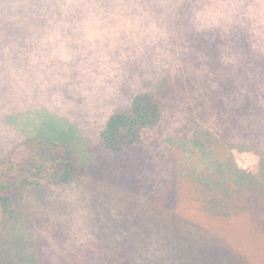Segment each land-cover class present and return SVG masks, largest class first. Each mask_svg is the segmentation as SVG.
Masks as SVG:
<instances>
[{"label":"rangeland","instance_id":"rangeland-1","mask_svg":"<svg viewBox=\"0 0 264 264\" xmlns=\"http://www.w3.org/2000/svg\"><path fill=\"white\" fill-rule=\"evenodd\" d=\"M38 1L49 0H0V7ZM98 1L102 7L94 13L99 14L88 17L17 22L0 11V35L18 32L32 40L27 41L31 57L20 66L8 58L0 63V172L45 142L70 146L79 168L78 180L65 193L27 194L0 237V264H113L111 231L124 197L135 189L136 200L146 201L153 179L183 187L182 193L192 185L197 203L208 199L215 205L217 196L221 203L237 199L230 182L244 172L246 182H254L246 200L261 185L264 199L261 157L223 142V160L234 166L225 167L205 134L214 118L196 100L216 64L232 63L240 30L256 49L264 47V0ZM14 49L0 45V55ZM147 92L157 95L163 120L144 136L140 148L148 149V164L142 168L132 153L118 157L108 151L101 133L114 112L129 109ZM213 214L221 229L247 225L242 215L226 213L225 222L217 210ZM230 249L240 251L238 256L226 252L231 258L218 261L212 254L209 263L196 255L189 259L198 261L191 264H264V258L249 254L259 250L256 246Z\"/></svg>","mask_w":264,"mask_h":264},{"label":"trees","instance_id":"trees-1","mask_svg":"<svg viewBox=\"0 0 264 264\" xmlns=\"http://www.w3.org/2000/svg\"><path fill=\"white\" fill-rule=\"evenodd\" d=\"M100 7L102 4L98 0H49L8 3L1 6L0 11L5 9L3 17H17L19 22L25 17H88L92 13L99 14L94 11ZM240 31L239 40L232 41V63L228 66L216 64L211 72L214 77L203 79L202 91L196 100L198 105L206 106L214 118L215 124H211V129L205 134L217 159L231 170L234 166L223 160V142H234L261 157V176L264 178V47L256 49L252 38H247ZM0 39V45L15 47L0 55V63L8 58V63L20 66L22 59L31 57L29 51L32 46L27 44V41L32 42L31 39L18 32H6L0 35ZM162 120L163 112L157 95L147 92L136 96L129 109L117 110L111 115L101 133V140L105 148L116 156H130L132 153L135 163H143L142 168H146L148 149L140 147H144V136L158 128ZM233 170L237 172L235 168ZM242 173L229 181L232 187L237 188L233 195L237 199L221 203L223 198L217 196L215 205L208 199L197 203L199 197L193 195L192 185L182 193L183 187L158 179H153L146 201L136 200L138 190L127 192V197H124L126 204L119 208V217L111 231L112 237L116 238V251L108 258L113 264H176L177 258L181 264H191L198 263L196 257L189 259L196 255L209 263L212 254L218 261L229 259L226 252L238 256L240 251L232 252V244L256 246L259 250L249 254L264 258L262 185L254 187L252 198L246 200L254 182L250 179L246 182L245 173ZM78 175L75 150L55 142L40 143L32 148L26 160L2 170L0 237L4 228L21 212L29 192L63 194L78 180ZM224 204L226 210L221 209ZM212 208L223 216L225 222L229 219L226 213H233L232 216L242 215L247 225L240 229L233 227L229 230L231 226L227 230L221 229Z\"/></svg>","mask_w":264,"mask_h":264}]
</instances>
